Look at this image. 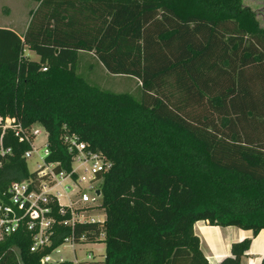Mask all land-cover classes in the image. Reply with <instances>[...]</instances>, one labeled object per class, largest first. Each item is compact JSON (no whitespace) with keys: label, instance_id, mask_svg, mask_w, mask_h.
Instances as JSON below:
<instances>
[{"label":"trees","instance_id":"16d2710c","mask_svg":"<svg viewBox=\"0 0 264 264\" xmlns=\"http://www.w3.org/2000/svg\"><path fill=\"white\" fill-rule=\"evenodd\" d=\"M16 1L38 7L23 36L0 26L2 125L42 126L47 161L64 169L73 157L67 136L112 163L102 176L105 222L76 227L88 242L105 244L103 264H210L199 221L254 236L264 230L258 12L243 0ZM81 54L109 75L135 79L140 97L92 84L79 73ZM5 144L13 151L0 157V201L7 202L12 183L35 175L24 158L29 144L12 130ZM69 233L58 228L54 246ZM31 244L25 229L5 237L0 264H40ZM251 244H232L220 264H244Z\"/></svg>","mask_w":264,"mask_h":264},{"label":"built area","instance_id":"2783aa9c","mask_svg":"<svg viewBox=\"0 0 264 264\" xmlns=\"http://www.w3.org/2000/svg\"><path fill=\"white\" fill-rule=\"evenodd\" d=\"M2 123L0 117V157L13 153L12 148L5 144L7 131L12 130L20 143L30 146L24 154L27 163L34 156L39 162L36 171L30 172L35 177L12 183L8 201H0V241L25 229L32 234L30 252L42 255L40 264H103L105 258H98L90 249L97 243L88 242L86 234L78 236L76 227L85 223L103 225L105 222L96 216L104 213L102 176L111 170L112 163L76 136H67L65 142L73 157L71 169H64L61 163L47 161L51 153L47 133L42 126L24 129L13 125L11 120ZM43 134L46 140L37 146L36 140ZM56 207L57 215L63 220L57 219ZM61 227L70 229V233L61 237L62 242L54 246ZM100 239H104V234Z\"/></svg>","mask_w":264,"mask_h":264},{"label":"rangeland","instance_id":"374dc122","mask_svg":"<svg viewBox=\"0 0 264 264\" xmlns=\"http://www.w3.org/2000/svg\"><path fill=\"white\" fill-rule=\"evenodd\" d=\"M243 5L258 12V18L262 27H264V0H243ZM38 5L30 1L1 0L0 1V26L8 28L20 36H23L30 23L33 12ZM26 56L33 61H38L39 57L35 52L26 50ZM79 73L92 84L97 85L101 89L115 93H130L135 98L140 97V86L135 79L130 77H115L109 75L102 65L92 55L81 54L79 63ZM46 136L43 134L36 140V145L40 146ZM42 152V151H41ZM37 156L28 160V168L30 172L37 169ZM98 219L104 220L103 212L96 216ZM98 258L103 259L106 246L99 243L92 246Z\"/></svg>","mask_w":264,"mask_h":264},{"label":"crops","instance_id":"0c3cea01","mask_svg":"<svg viewBox=\"0 0 264 264\" xmlns=\"http://www.w3.org/2000/svg\"><path fill=\"white\" fill-rule=\"evenodd\" d=\"M195 232L201 239L202 250L210 264H220L225 258L231 256L232 244L246 239L251 240L252 244L243 259L244 264H262L263 262L264 230L254 236L252 231H244L236 227H213L207 222L199 221L195 224ZM90 249L94 251L92 246Z\"/></svg>","mask_w":264,"mask_h":264},{"label":"water","instance_id":"95a60500","mask_svg":"<svg viewBox=\"0 0 264 264\" xmlns=\"http://www.w3.org/2000/svg\"><path fill=\"white\" fill-rule=\"evenodd\" d=\"M98 195H100V192H98Z\"/></svg>","mask_w":264,"mask_h":264}]
</instances>
